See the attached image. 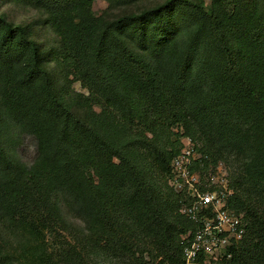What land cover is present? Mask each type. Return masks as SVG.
<instances>
[{"label":"trees","instance_id":"obj_1","mask_svg":"<svg viewBox=\"0 0 264 264\" xmlns=\"http://www.w3.org/2000/svg\"><path fill=\"white\" fill-rule=\"evenodd\" d=\"M20 1L45 17L58 38L61 71L88 91L86 100L129 123L179 115L174 121L205 141L197 163L202 177L223 149L244 154L238 175L228 172V206L243 213L247 232L221 260L264 264V0H161L114 18L94 15L93 0ZM44 64L30 26L0 14V220L27 235L14 259L0 243V264H92L84 247L61 234V207L85 223L88 238L98 229L107 241L110 186L158 249L153 258L185 264L179 235L191 221L164 216L108 122L81 115ZM13 128L36 141L29 166L9 152ZM178 145L170 152L151 147L155 167L167 176ZM167 187L180 207L184 193Z\"/></svg>","mask_w":264,"mask_h":264},{"label":"rangeland","instance_id":"obj_2","mask_svg":"<svg viewBox=\"0 0 264 264\" xmlns=\"http://www.w3.org/2000/svg\"><path fill=\"white\" fill-rule=\"evenodd\" d=\"M161 0H141L133 4H110L107 0H93L91 11L94 15H105L114 18L131 12H139L149 9ZM209 4V0L204 1ZM0 14L17 24L29 25L30 35L36 41L45 59V67L55 81L60 95L69 96L73 104L79 108L81 115L90 119H105L109 125L111 136L119 139L125 145L129 157L147 178L156 194L164 216L171 222H185L181 216L179 206L170 190L167 187L168 176L161 173L153 163L152 145L157 148H166L171 151L182 146L187 138L191 139L196 147L197 153L206 149L205 141L200 135L190 137L186 132V126L182 121H174L179 115L161 116L156 122L154 117L150 121L144 119L140 122L129 123L120 119L111 110H105L97 101L86 100L88 91L72 75L65 77L56 60V50L59 46L58 38L41 12L31 9L20 0H0ZM153 129L154 131H149ZM146 138V143L141 142ZM9 152L16 159L26 165H31L36 157V141L26 133L16 129L9 131ZM208 149V148H207ZM209 150V149H208ZM211 152H214L211 149ZM215 154V152H214ZM218 159L230 175H238L244 154L223 149ZM118 162L117 159H114ZM212 166L207 170V172ZM96 170H99L96 169ZM206 172V173H207ZM205 181L203 182L204 188ZM106 203L108 221L111 234L104 241L98 229L94 230L92 237H87L85 223L69 212L63 205L62 215L65 224L60 230L61 234L78 247H84L91 257L92 264H138L137 258L143 259V264H159L161 257L154 259L159 254L158 249L153 245L152 239L146 236L138 226L135 225L132 217L122 204V193L116 192L111 186L106 189ZM243 215V213H240ZM178 224V228L181 225ZM193 224L189 227L191 230ZM188 231L185 233L187 234ZM180 234V238L185 235ZM27 239V235L14 227L10 220H0V243L6 253L13 259L19 256V250ZM18 264V263H14ZM167 264V263H164ZM195 264H226L225 261H210L200 258Z\"/></svg>","mask_w":264,"mask_h":264},{"label":"built area","instance_id":"obj_3","mask_svg":"<svg viewBox=\"0 0 264 264\" xmlns=\"http://www.w3.org/2000/svg\"><path fill=\"white\" fill-rule=\"evenodd\" d=\"M200 161L201 155L187 138L172 158L168 174L169 186L184 193L179 211L193 224L181 237L185 264H195L200 258L210 261L229 258L230 248L247 232L243 215L228 206L233 191L227 170L219 163L202 177L197 169Z\"/></svg>","mask_w":264,"mask_h":264}]
</instances>
